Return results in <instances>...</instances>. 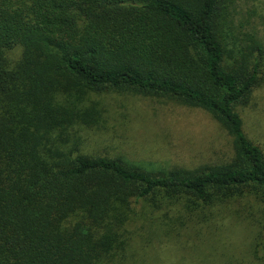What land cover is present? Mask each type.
Masks as SVG:
<instances>
[{
    "label": "trees",
    "instance_id": "16d2710c",
    "mask_svg": "<svg viewBox=\"0 0 264 264\" xmlns=\"http://www.w3.org/2000/svg\"><path fill=\"white\" fill-rule=\"evenodd\" d=\"M261 5L0 0V264H132L126 249L145 222L174 230L228 210L264 252V150L240 111L264 85ZM114 92L207 111L232 155L150 170L83 153L71 135L97 126V96Z\"/></svg>",
    "mask_w": 264,
    "mask_h": 264
},
{
    "label": "rangeland",
    "instance_id": "374dc122",
    "mask_svg": "<svg viewBox=\"0 0 264 264\" xmlns=\"http://www.w3.org/2000/svg\"><path fill=\"white\" fill-rule=\"evenodd\" d=\"M242 9L247 17L249 6ZM262 13L264 5L253 19L264 30ZM18 51L12 53L13 58ZM97 98L103 108L100 123L77 126L71 135V140L81 138L83 153L121 157L150 170L196 168L221 163L232 155V137L203 109L127 93H105ZM240 111L245 133L264 150V85ZM228 211L211 223L194 220L174 230L160 231L145 222V230L139 229L128 244V259L132 264H264L257 260L264 252L253 249L256 235L250 222Z\"/></svg>",
    "mask_w": 264,
    "mask_h": 264
}]
</instances>
